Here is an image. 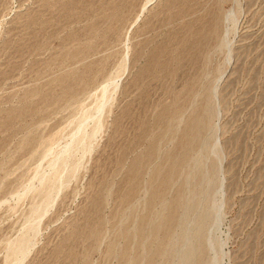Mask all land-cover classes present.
I'll use <instances>...</instances> for the list:
<instances>
[{
    "label": "rangeland",
    "instance_id": "1",
    "mask_svg": "<svg viewBox=\"0 0 264 264\" xmlns=\"http://www.w3.org/2000/svg\"><path fill=\"white\" fill-rule=\"evenodd\" d=\"M148 1L0 0V264H128L116 232L132 229L146 211L150 166L134 180L132 205L121 200L127 170L169 120V113L160 117L162 108L191 83L196 92L205 87V130L169 194L181 183L195 200L181 209L173 241L155 264H180L185 234L203 212L204 264H264V0ZM217 18L215 35H192L203 20L210 26ZM190 37L174 65L178 44ZM86 44L94 49L85 61L93 63L92 79L77 86L74 100L57 101L63 78L84 64L72 52ZM193 103L182 104L191 110ZM80 123L92 132L82 142L75 135ZM30 128L55 137L50 155L43 150L51 145H25ZM170 138L161 141L159 158ZM72 139L71 152L61 154ZM54 165L60 177L45 195L39 190ZM31 180L33 189L23 194ZM22 236L28 244L20 261L11 246ZM110 241L117 246L111 254ZM135 241L131 255L147 250Z\"/></svg>",
    "mask_w": 264,
    "mask_h": 264
},
{
    "label": "bare ground",
    "instance_id": "2",
    "mask_svg": "<svg viewBox=\"0 0 264 264\" xmlns=\"http://www.w3.org/2000/svg\"><path fill=\"white\" fill-rule=\"evenodd\" d=\"M148 2H150V0ZM179 17L180 16L176 18V21L179 19ZM219 21L220 20L217 18L216 20L213 21L212 25L205 26V21L203 20L202 23L200 24V27L197 29L195 33H192V35H194L195 38H203L205 41V37H212L213 35H215V33L217 32L218 25L220 24ZM189 41H191V37L189 39H185L184 41L181 40V42L178 44L177 49L179 53L174 58V63H173L174 65L179 66L182 60V55H183L182 51L183 49H185V46L189 43ZM92 50H94L92 46L90 44H86L77 48L75 51L72 52V57L75 59V61H84V64L81 70H76L74 72H71V74L63 78L61 93L60 95L57 96L56 98L57 101L62 100L63 98L74 100L75 96L77 95V86L82 85L83 87H86L89 84L92 78L88 73L93 71L94 66L92 62H85V61L88 57V54ZM159 63H160L159 57L153 58L151 61V65H156ZM168 63L169 62H164L163 64L166 66L168 65ZM123 66L125 67V63H123L122 67ZM114 80L110 82L111 83L114 82V84H116L115 83L116 80L115 81ZM107 85L109 84L107 83ZM194 87H196L194 83L188 84L183 90L178 91L177 93L178 101H176L172 105L162 108L160 112V117H163L165 113H169L171 115L169 120L167 121L165 126L152 133L150 138L149 148L147 149V151L136 155L132 159L129 168L127 170V177L128 180L130 181V184L127 187L125 193L122 195L121 200L124 202H131L132 205L135 202V197L139 190V186L137 185V183H134V180H136V178H138L140 174H142L143 167L150 166L148 186L147 189L145 188L146 211H143L144 213H142L139 216L137 220L138 221L137 225H134L132 229L126 225L121 227L116 232L117 237L123 239L124 241V246L119 251V255L121 259L128 260V264H134L143 257H146V264H155V258L159 254H161L162 251H165L167 243L173 241L172 240L174 234L173 229H175V227L178 226V223L181 222V221L179 222L181 209L185 207V210H187L189 208L188 206H190V204L195 200L194 197L185 196V191H183V185L181 183H177L176 189L173 192V194L172 193L169 194L170 190L172 189L173 185L176 182L175 178L179 175L182 176L181 173L186 168L191 158L193 150L198 146H201L203 139V134L205 130V109H206L205 87L203 88L200 87L198 92L195 91ZM102 88H103L102 98H104L106 96V91L108 92L107 90L108 87L104 86ZM110 95L111 94H109V96ZM197 99H199V101ZM185 101H194L191 110L184 108L182 103ZM97 105L98 107H100L101 104L99 103ZM26 110L27 108L22 107L17 110L16 114L17 115L23 114L26 112ZM31 128L27 133V135L24 137L25 145L27 146L51 145V147H48L47 149L43 150V157L48 156V154L54 150L52 147V142L55 140V137H49L45 139L37 133L36 129L34 130ZM85 130L86 129L83 127V124L80 123L76 129L77 131L76 134L74 133L77 136L78 132H80L79 136L81 135V137L80 139L79 138L78 139L81 140V142L84 141L89 135L91 136L92 134V132L91 134L86 133ZM169 135L171 136L170 144L172 147L171 149L165 151L162 154V156L159 158L160 155L159 147L161 141ZM76 141L75 143H77ZM73 142H74L73 139L72 142L69 141L65 145L66 147L61 152V154H63V152L65 153L70 151L69 149ZM59 168L60 166L55 167L54 165L53 174L47 178L45 176L46 184L43 186L41 190H39L40 192H44L45 195L51 194L57 179H59L60 177V175H58ZM197 175H200V172L197 171L194 174L188 173V176H186V178L184 179L185 185L187 186V184L193 180V177ZM45 178L44 176L41 177L42 180ZM31 182L32 180L30 181V183H28V185H26L23 194L33 189V185L31 184ZM158 202L162 205L161 210L155 211V206L158 204ZM200 209L202 210V208ZM131 214H132V210L127 213V218H129ZM205 220H206V215L205 212H203L198 217L199 225L196 228V230L193 233L186 232L185 236L187 235L188 240L186 244V249L182 253L180 264H204ZM184 222H186V219ZM102 225H103V221L101 220L99 226L96 228V231L94 232L95 238H98L101 235ZM147 225L149 226V232H150L148 233V235H146ZM135 240L138 241V245L139 244L146 245L148 247L147 250L145 251V249H143L142 253L131 255L130 249H133L132 247ZM27 242H28V238L26 236H22L21 238L13 242V245L11 246L12 253L16 255L18 259H20V261L25 257L27 253V244H28ZM115 247H117L115 246V242L110 241L108 245V253L109 254L113 253L115 251ZM85 262L87 263L88 259H86Z\"/></svg>",
    "mask_w": 264,
    "mask_h": 264
}]
</instances>
